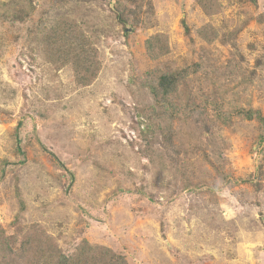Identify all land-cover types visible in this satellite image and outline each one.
<instances>
[{
    "label": "rangeland",
    "instance_id": "1",
    "mask_svg": "<svg viewBox=\"0 0 264 264\" xmlns=\"http://www.w3.org/2000/svg\"><path fill=\"white\" fill-rule=\"evenodd\" d=\"M204 2L0 0V260L44 237L96 262L264 264V126L239 112L264 116V0ZM61 21L94 48L89 85L52 51ZM172 71L188 113L145 135Z\"/></svg>",
    "mask_w": 264,
    "mask_h": 264
},
{
    "label": "trees",
    "instance_id": "2",
    "mask_svg": "<svg viewBox=\"0 0 264 264\" xmlns=\"http://www.w3.org/2000/svg\"><path fill=\"white\" fill-rule=\"evenodd\" d=\"M110 1L112 2L113 0ZM197 1L200 4L205 5L204 0ZM118 18L121 22L125 23L120 11H118ZM76 27L77 26L74 24L63 23V21H61L50 34V40L52 51L59 54V56H62L61 59L64 64H71L75 68L76 82L86 86L91 84L96 78L94 48L90 43L77 42L79 33ZM159 42V36L154 37L148 43V49L163 54L162 51H157L156 47ZM164 48L165 47H161V49ZM184 74V71L164 73L158 77L155 84L148 85L152 100L148 116L151 120L156 119V121L155 125H153V123L146 126L144 130L145 135L150 133L153 134L156 128L160 130L161 135H171L175 118L179 117L180 112L188 113L185 109L182 111H180V109L176 110L173 108V105L169 103V99L172 96L178 98L180 86L185 80ZM239 112L247 119L257 120L264 126V116L261 114L260 110L241 109ZM153 127L155 128L153 129ZM54 158L57 160L56 156H54ZM0 238H2L1 234ZM94 251V249L88 248V245L84 244L71 255H66L58 248L51 247L44 237L36 242L35 239L30 241L27 237L26 246L23 249L24 258L20 257L17 261L15 260L11 264H127L123 255L116 254L109 249H101L99 252L101 259L99 262H96L93 260V257L98 254ZM34 255L39 256L35 259L32 257ZM0 264L9 263L0 260Z\"/></svg>",
    "mask_w": 264,
    "mask_h": 264
}]
</instances>
